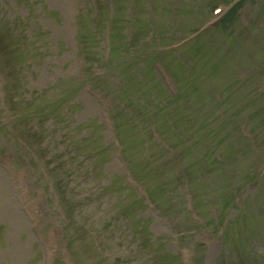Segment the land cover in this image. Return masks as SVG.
<instances>
[{"label": "rangeland", "instance_id": "1", "mask_svg": "<svg viewBox=\"0 0 264 264\" xmlns=\"http://www.w3.org/2000/svg\"><path fill=\"white\" fill-rule=\"evenodd\" d=\"M91 1L0 0V264H264V0H106L124 87Z\"/></svg>", "mask_w": 264, "mask_h": 264}, {"label": "trees", "instance_id": "2", "mask_svg": "<svg viewBox=\"0 0 264 264\" xmlns=\"http://www.w3.org/2000/svg\"><path fill=\"white\" fill-rule=\"evenodd\" d=\"M235 11L232 12V14L234 13Z\"/></svg>", "mask_w": 264, "mask_h": 264}]
</instances>
